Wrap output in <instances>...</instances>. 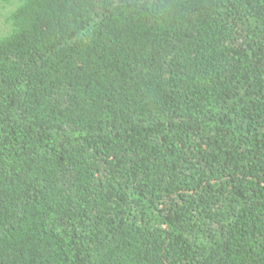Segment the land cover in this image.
Masks as SVG:
<instances>
[{
    "label": "trees",
    "instance_id": "16d2710c",
    "mask_svg": "<svg viewBox=\"0 0 264 264\" xmlns=\"http://www.w3.org/2000/svg\"><path fill=\"white\" fill-rule=\"evenodd\" d=\"M15 1L0 264H264V0Z\"/></svg>",
    "mask_w": 264,
    "mask_h": 264
},
{
    "label": "rangeland",
    "instance_id": "374dc122",
    "mask_svg": "<svg viewBox=\"0 0 264 264\" xmlns=\"http://www.w3.org/2000/svg\"><path fill=\"white\" fill-rule=\"evenodd\" d=\"M4 0H0V36L4 34L7 30L6 28V16L9 11L16 5L15 0H10V2H3Z\"/></svg>",
    "mask_w": 264,
    "mask_h": 264
}]
</instances>
